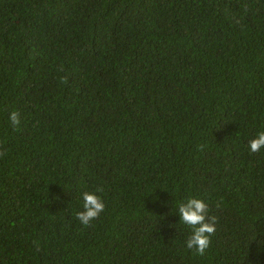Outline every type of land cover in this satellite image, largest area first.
<instances>
[{
  "label": "trees",
  "instance_id": "16d2710c",
  "mask_svg": "<svg viewBox=\"0 0 264 264\" xmlns=\"http://www.w3.org/2000/svg\"><path fill=\"white\" fill-rule=\"evenodd\" d=\"M259 130L264 0H0V264H264Z\"/></svg>",
  "mask_w": 264,
  "mask_h": 264
},
{
  "label": "clouds",
  "instance_id": "9594fccd",
  "mask_svg": "<svg viewBox=\"0 0 264 264\" xmlns=\"http://www.w3.org/2000/svg\"><path fill=\"white\" fill-rule=\"evenodd\" d=\"M7 121L15 127L19 123L16 111H10ZM248 150L257 152L264 149V130L257 131L247 141ZM95 191H82L79 193L80 210L75 212L76 219L81 225H87L89 221L98 216L104 209V203ZM178 220L190 228V233L184 240V247L201 254L208 247L209 235L215 229V218L207 216V205L198 197H186L175 202Z\"/></svg>",
  "mask_w": 264,
  "mask_h": 264
}]
</instances>
